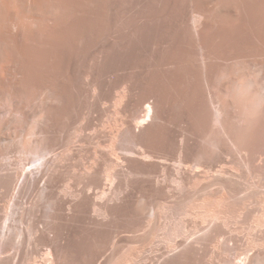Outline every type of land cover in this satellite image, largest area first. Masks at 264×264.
<instances>
[{
    "label": "bare ground",
    "instance_id": "6f19581e",
    "mask_svg": "<svg viewBox=\"0 0 264 264\" xmlns=\"http://www.w3.org/2000/svg\"><path fill=\"white\" fill-rule=\"evenodd\" d=\"M117 169L138 192L131 219L152 229L191 182L224 185L178 206L203 210L208 230L164 226V251L152 231L139 252L151 264H264V0H0L2 248L55 232L85 203L115 218L96 202L112 196ZM238 196L263 201L245 246L228 228L246 208ZM116 239L97 237L93 259L63 252L104 264Z\"/></svg>",
    "mask_w": 264,
    "mask_h": 264
},
{
    "label": "rangeland",
    "instance_id": "374dc122",
    "mask_svg": "<svg viewBox=\"0 0 264 264\" xmlns=\"http://www.w3.org/2000/svg\"><path fill=\"white\" fill-rule=\"evenodd\" d=\"M127 169L128 167L125 170L117 169V173L119 174L117 177H120V175L126 173ZM122 170H124V173ZM121 177L117 178L114 181L112 185V196L110 197V199L99 200L96 202L97 205L106 207L112 212L118 209L119 214L115 217L116 219L112 217L106 219L103 216L97 215L96 213L92 212L91 203H85V208L82 211L58 218L55 225L57 227V230L55 232H50V234H24L21 237L12 236V240L21 242L22 246L20 249L16 244L8 245L6 249H3L0 237V252H2V255L0 256L4 259L5 264H70V255L64 254V249H67L69 252L81 250L84 253L89 254L93 259V256L97 251L94 246V240L102 234L105 235L108 239L117 235L115 247L110 248L108 249V251L106 250L104 252V264H151L150 261H148V259H146L145 257L148 253L146 251L151 247L149 246L148 248V246H145L149 245L148 243L150 240V234L154 232L156 233L155 236L157 238L155 237L156 239L154 240V244L164 251V249L166 250V235L165 230L163 229L164 226H171L176 229L179 224L185 222L187 227L186 231L189 234L192 233V237L194 235L193 233L196 234V232L198 233V231L203 233L205 230H208L207 228H209L210 226L209 222H203L201 219L196 217V215H194L202 212L203 210H191V208L188 206L192 205V201L194 200L196 204H201L203 202V199L208 195L218 197V195L221 194V191L224 188V185L220 183L208 184L202 182H191L192 184L190 183V186L188 185L189 188L187 187V190L189 191L187 192H191L190 195L188 193L186 195H189V197L184 200H180V202L177 203L176 208H166L161 217L160 223H158L159 226L155 222L152 229V226L147 227L143 225L140 227V222L135 223L139 221L141 217L138 220H135V222L131 219L129 209L131 207H139L140 202L138 201V192H136L135 190L133 194L131 186H127L126 182L122 179L123 177ZM104 183H100L98 188H105L106 186ZM227 185L228 187H230L231 184ZM227 185L225 186V188H227ZM235 188H237V190L239 191H245L247 186L245 187L240 185L239 187L235 186L232 189ZM240 188H242V190H240ZM233 201L235 205L239 204L238 207L243 205L244 208H246L243 211L244 213L241 212L240 214L234 215L235 217L232 216L230 218L231 222H229L230 226H228L229 232H233L236 230L235 233L237 235L241 232L238 235L240 236L238 237V244H242L241 246H245L251 241L250 239L255 236L252 235V233L255 234L256 232L254 221L256 216L258 217L262 213L263 201L259 197L252 198L251 201L249 200V202L246 203L242 199H240V197L238 202L237 200ZM241 201L244 203H242ZM184 203L188 205L186 210L191 211L189 212L190 215L184 213L182 214L180 208H178L179 205L182 206L181 204ZM146 211L148 212V210ZM147 212L144 211L143 214L146 213L145 215H147ZM145 215L144 217L146 218ZM154 225L157 228H161L158 230L154 227ZM228 228L226 227L225 229L227 230L224 231H228ZM238 228L239 230L241 229L244 233L241 230L239 231ZM137 230H139L138 236L134 233ZM55 233L58 240L54 235ZM189 234L185 233L183 236H185L186 238L187 236H189ZM250 234L252 235V237ZM242 235H244V237ZM183 236L178 237L177 243L179 244V247L183 246L184 244L182 245V243H185L186 241V239H183ZM54 240L57 241L54 242ZM208 243L210 244L211 242H205L204 246H206ZM209 244L207 246H209ZM50 247L52 249H48ZM142 249L146 250H144L146 252V254H144L145 258L143 256H140L139 252H141ZM180 249L181 248H179V250ZM49 250L51 251L49 252ZM126 253L131 254L130 257L132 258V260L130 262L125 260L124 254ZM47 254L50 255H48L47 257ZM171 261V264H192L191 256L188 260H185L182 257L175 256Z\"/></svg>",
    "mask_w": 264,
    "mask_h": 264
}]
</instances>
